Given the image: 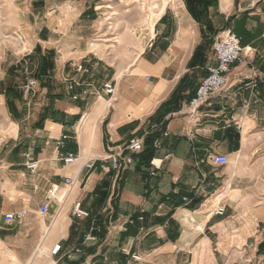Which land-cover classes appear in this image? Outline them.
Returning a JSON list of instances; mask_svg holds the SVG:
<instances>
[{"label":"crops","instance_id":"crops-1","mask_svg":"<svg viewBox=\"0 0 264 264\" xmlns=\"http://www.w3.org/2000/svg\"><path fill=\"white\" fill-rule=\"evenodd\" d=\"M116 1L10 0L24 50L5 67L3 56L18 52L0 44V264H133V255L140 264H264V0L209 8L213 21H243L257 37L229 66L225 89L194 113L187 103L215 58L212 45L193 58L204 38L185 0H156L152 35L119 67L89 45L107 36L100 23ZM222 29L205 38L212 44ZM28 61L39 88L26 96L17 69ZM79 62L93 75L75 72ZM61 133L74 163L57 159ZM134 137L143 150L123 151ZM27 150L35 171L24 166ZM121 151L132 163L103 170ZM219 154L226 164L206 160ZM77 201L86 216L72 214Z\"/></svg>","mask_w":264,"mask_h":264},{"label":"built area","instance_id":"built-area-1","mask_svg":"<svg viewBox=\"0 0 264 264\" xmlns=\"http://www.w3.org/2000/svg\"><path fill=\"white\" fill-rule=\"evenodd\" d=\"M243 47L240 44L239 37L230 29L224 28L216 33L213 37L212 42V50L214 53L215 62L214 64L205 65L204 69L206 70V75L203 76L198 82L194 95L189 99L187 105L190 110V113L196 112V110L207 100V98L219 91H222L227 86V72L229 66L233 63L237 62L240 59V55ZM29 63L25 62L23 64V71L29 76H27L25 83L22 85L23 94L27 95L39 88V80L30 75L31 72L29 70ZM74 70L80 74H88L90 76L93 75V71L86 67L82 62L77 63L74 66ZM72 87V84H69V88ZM102 89L105 94L113 95L115 92V84L111 81H106L102 85ZM77 95L73 94L72 99H77ZM67 135L61 133L60 136L55 140V149H57V159L61 161L63 164L74 163L78 160V154L73 152H65L62 151L64 147L65 139ZM41 151L43 149H40ZM126 150L130 154L134 152H141L143 150V139L140 137L131 138L128 143L125 145L123 151ZM123 151L117 152L115 154H111L108 158L103 159V163H106L108 160L110 161V165L103 164L102 169L108 172L109 170H120L122 168V163L124 165L129 166L132 163L131 155L123 154ZM31 150H27L24 153V166L26 169L30 171H35L38 167V160L33 158ZM206 160L209 162H213L219 165H224L228 162V157L226 155H208ZM95 160L87 159L84 160L82 166L84 169H91L94 167ZM66 183H73L72 178H66ZM52 191L48 190L49 195H52ZM47 212V203H43L39 208V213L45 214ZM224 212V207L218 206L215 209V214H222ZM72 214L76 216H86L87 213L81 210L80 202L77 201L73 205ZM25 212H20L16 214H6L5 218L7 220H11L14 217L22 218L24 217ZM59 249V245L54 247V251L56 252ZM134 259L133 264H140L141 257L138 255L132 256Z\"/></svg>","mask_w":264,"mask_h":264},{"label":"rangeland","instance_id":"rangeland-1","mask_svg":"<svg viewBox=\"0 0 264 264\" xmlns=\"http://www.w3.org/2000/svg\"><path fill=\"white\" fill-rule=\"evenodd\" d=\"M158 1L156 0H138V3L135 0H124L123 2L116 1V4L110 9V13L107 16H110V19L104 21L101 20L100 27L101 31L105 32L107 36H105L100 41L91 40L90 44L97 42L99 45L93 44L92 50L93 52L98 53L101 57L105 58L109 63L114 64L116 67L121 66L123 62H127L132 64L134 59L136 58V50L137 47H140L136 39H140V43L143 41V36L146 33L152 35V19L156 18L158 15V8H153L154 3ZM174 5V4H173ZM15 16L13 6L11 5L10 0H0V44L1 50H5L6 48H13L15 52H18V55L14 57V55H4L6 61H3L6 65L13 61L15 62L18 56H21V53L24 50V45H19L16 39L14 38L11 30V24L15 23L13 21V17ZM106 17V16H104ZM214 25L216 27V32L221 29L223 25V20L220 18L214 19ZM110 28V29H108ZM124 31H128L131 34V40H123L121 39ZM130 40V41H129ZM212 45V44H211ZM23 48V49H22ZM106 50V51H105ZM100 51V52H99ZM2 58V55H0ZM5 60V59H4ZM29 63V61H28ZM30 64V63H29ZM19 65V64H18ZM19 72L22 76H29V74L23 71V67L21 64L19 65ZM30 72L33 71L32 65H29ZM4 72L0 71V74ZM16 74V72H13ZM11 74L13 77L16 76ZM19 76V75H18ZM6 78V75L4 76ZM18 91L20 89H17ZM27 94L26 96H28ZM3 114L4 111H3ZM3 132L0 128V133Z\"/></svg>","mask_w":264,"mask_h":264},{"label":"trees","instance_id":"trees-1","mask_svg":"<svg viewBox=\"0 0 264 264\" xmlns=\"http://www.w3.org/2000/svg\"><path fill=\"white\" fill-rule=\"evenodd\" d=\"M188 12L201 24V33L204 40L199 44L195 50L193 58L200 51L204 52L207 47L211 45V39L205 38L206 33L213 34L216 32V27L214 21L209 17V8L213 7L216 9L217 0H185ZM224 28H230L240 39V44L242 47L250 45L251 42L257 37L256 33L251 32L246 29L245 23L243 21L237 20L231 23V19L228 17L226 22L221 26ZM221 28V29H222ZM202 63V62H201ZM44 72V67L41 66L37 72V76ZM206 70H203V76L206 75ZM202 76V77H203ZM195 92V90H194ZM194 95V93H193ZM192 95V96H193ZM191 96V97H192ZM190 97V98H191ZM189 98V99H190Z\"/></svg>","mask_w":264,"mask_h":264},{"label":"bare ground","instance_id":"bare-ground-1","mask_svg":"<svg viewBox=\"0 0 264 264\" xmlns=\"http://www.w3.org/2000/svg\"><path fill=\"white\" fill-rule=\"evenodd\" d=\"M223 3H225V2H227L228 0H221ZM158 11H161V8L159 7L158 8ZM131 34L128 32V31H124V33L122 34V36H121V39H123V40H128V39H130L131 40ZM141 39V38H140ZM140 39H136L137 40V42H138V44H139V46H140ZM129 40V41H130ZM90 45H92V44H90ZM24 47V46H23ZM23 49V48H22ZM140 49H142V48H140Z\"/></svg>","mask_w":264,"mask_h":264}]
</instances>
